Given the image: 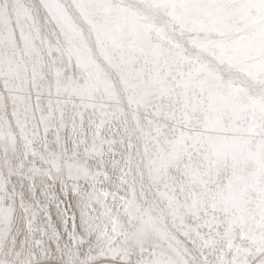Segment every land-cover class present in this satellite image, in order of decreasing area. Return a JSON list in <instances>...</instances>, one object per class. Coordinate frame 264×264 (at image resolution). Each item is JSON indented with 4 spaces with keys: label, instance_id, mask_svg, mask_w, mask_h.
I'll return each mask as SVG.
<instances>
[{
    "label": "snow or ice",
    "instance_id": "1",
    "mask_svg": "<svg viewBox=\"0 0 264 264\" xmlns=\"http://www.w3.org/2000/svg\"><path fill=\"white\" fill-rule=\"evenodd\" d=\"M0 264H264V0H0Z\"/></svg>",
    "mask_w": 264,
    "mask_h": 264
}]
</instances>
